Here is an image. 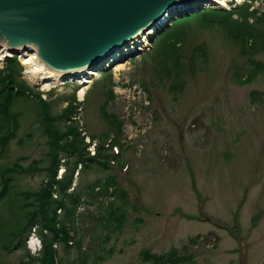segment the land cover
<instances>
[{
	"label": "rangeland",
	"instance_id": "374dc122",
	"mask_svg": "<svg viewBox=\"0 0 264 264\" xmlns=\"http://www.w3.org/2000/svg\"><path fill=\"white\" fill-rule=\"evenodd\" d=\"M235 31L249 39L234 37ZM147 33L145 42L75 80L50 69L58 76L29 72L22 57L36 51L14 55L0 42V76L15 56L9 68L26 86L11 104L16 123H0L1 134L8 125L14 130L0 145V169L21 167L9 174L12 188L0 198V264H29L26 249L32 254L40 246L33 229L14 248L3 243L25 211L22 192L38 190L48 178L43 115L57 118L74 99L81 102L74 123L90 140V153L103 143L115 145L106 152L117 155L107 168L75 172V189L82 194L88 184L114 176L129 204L122 227L112 220L105 228L106 199L83 194L69 221L73 244L58 246L57 264H151L145 251L171 250L189 258L184 264H264V66L240 81L264 65V0H198L151 42ZM103 109L118 120L119 132ZM56 122L64 127L67 121ZM98 256L104 259L94 261Z\"/></svg>",
	"mask_w": 264,
	"mask_h": 264
},
{
	"label": "trees",
	"instance_id": "16d2710c",
	"mask_svg": "<svg viewBox=\"0 0 264 264\" xmlns=\"http://www.w3.org/2000/svg\"><path fill=\"white\" fill-rule=\"evenodd\" d=\"M208 11V10H207ZM204 14V12H201ZM234 37L245 42L248 38L246 34L235 31ZM249 39V38H248ZM244 45V44H243ZM8 58L6 74L0 76V123L1 128L3 123H16V114L11 111V104L15 98L25 90L26 86L15 81L11 69L12 63H16V57ZM245 80H240L242 83L249 82L259 71L261 63L256 64ZM78 104L76 100H71L56 116H51L47 112L43 117L48 126L49 138V153L50 156L47 171L48 178L43 185L36 191L22 192L25 209L24 213L10 225L6 234V242L3 247L9 250V247H16L21 243V237L26 238L31 230L36 232L41 242L39 251L30 254L28 249L26 253L30 259L29 264H57L58 262V246L62 243L65 248L69 247L73 242L70 234L69 226L72 222V216L78 206L83 201V194L92 195L106 199V206L109 208L108 213L102 218V225L108 228L112 224V220L116 221L117 228H121L124 221L125 213L123 208L129 204V196L126 190L119 186L116 177L107 176L104 179H97L88 184L81 194L74 187L75 172L79 173L82 168H90L93 165H99L107 168L110 163L117 159L115 154L106 152L111 149L104 146L103 143L96 144L93 154L89 152V142H86L79 124L76 121ZM103 116L110 122L114 132L120 131L118 120L103 109ZM58 119H65L64 127H61L56 122ZM14 130L9 129L5 133H0V145H5L6 142L13 136ZM109 137V134L106 138ZM110 151V150H109ZM38 161H34V166ZM31 166V167H32ZM37 166V165H36ZM63 167L64 171L60 177H57V170ZM21 167L18 163H13L11 166L0 169V198L6 196L12 188V178L9 174L15 173ZM32 169V168H31ZM119 200L118 205H114ZM65 212L64 218H61L59 212ZM198 237V236H196ZM17 239V244H13V240ZM19 240V241H18ZM194 241L193 239H190ZM74 244L80 248L78 239ZM144 257L151 264H184L187 258L186 255H180L176 250H171L167 253L156 255L145 251ZM103 260V256L94 258ZM84 259L82 264H86ZM188 264V263H187Z\"/></svg>",
	"mask_w": 264,
	"mask_h": 264
},
{
	"label": "water",
	"instance_id": "95a60500",
	"mask_svg": "<svg viewBox=\"0 0 264 264\" xmlns=\"http://www.w3.org/2000/svg\"><path fill=\"white\" fill-rule=\"evenodd\" d=\"M197 1L0 0V42L14 55L36 51L47 69L75 80L141 44L140 32L151 42Z\"/></svg>",
	"mask_w": 264,
	"mask_h": 264
},
{
	"label": "bare ground",
	"instance_id": "6f19581e",
	"mask_svg": "<svg viewBox=\"0 0 264 264\" xmlns=\"http://www.w3.org/2000/svg\"><path fill=\"white\" fill-rule=\"evenodd\" d=\"M149 31H151V30H149ZM142 33L143 32H140L139 35H141ZM141 40L145 42L146 41L145 40V36H142V39ZM3 45L5 46L6 43L3 42ZM22 63L27 66V68H28L27 70L29 72H31V73H36V72L41 71V70L44 72V71L47 70L46 71L47 74L53 75V76H58V74H54V73H52V71H49L48 69H46V67L44 66V64L39 60V57H38V55H36V53H30V54L22 57ZM119 66H120V64L116 65L115 70L120 69ZM85 84H88V83H86V81H84L82 83V85L78 88V96L80 97V99H82V97L85 95V89L88 88V85H85ZM37 238L39 239L38 236H37Z\"/></svg>",
	"mask_w": 264,
	"mask_h": 264
}]
</instances>
